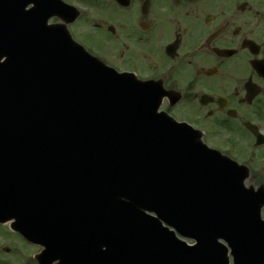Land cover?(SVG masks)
<instances>
[{"label":"water","instance_id":"1","mask_svg":"<svg viewBox=\"0 0 264 264\" xmlns=\"http://www.w3.org/2000/svg\"><path fill=\"white\" fill-rule=\"evenodd\" d=\"M66 6L0 0V223L46 248L38 264H68L69 233L98 240L77 246L94 264L133 263L144 246L129 241L177 233L225 239L236 264H264V185L160 111L173 95L163 82L91 55L68 30L76 18L49 24Z\"/></svg>","mask_w":264,"mask_h":264},{"label":"flooded vegetation","instance_id":"2","mask_svg":"<svg viewBox=\"0 0 264 264\" xmlns=\"http://www.w3.org/2000/svg\"><path fill=\"white\" fill-rule=\"evenodd\" d=\"M67 1L82 9L70 29L88 50L119 71L161 80L173 91L163 108L205 139L255 150L251 177L264 183V0ZM17 235L0 224V264H35V246L23 239L22 253ZM152 241L189 247L202 264L216 253L197 248L209 240Z\"/></svg>","mask_w":264,"mask_h":264},{"label":"rangeland","instance_id":"3","mask_svg":"<svg viewBox=\"0 0 264 264\" xmlns=\"http://www.w3.org/2000/svg\"><path fill=\"white\" fill-rule=\"evenodd\" d=\"M89 40L92 42L90 44H94L97 46V48H101V45L99 43H96L94 39L93 40L89 39ZM206 141L211 146H215V147H218L219 149H221L222 151H226L232 157L237 159L239 162H245L249 165H251V158L256 155V151L252 150V148H250V147H249V149H242L239 146L228 148V146H226L227 144H222L221 142H218V143H220L221 146L216 145V144H218L217 141L213 140L212 138H207ZM213 142H215L216 144H213ZM225 147H227V148H225ZM254 166H256V164H254ZM252 168L254 170H256V167H252ZM3 228H8V227L6 226ZM5 233H6V235H9L8 234L9 231L5 230ZM16 237H17V245H18L19 250L25 254L27 252V248H28L27 243L20 236L17 235ZM36 249H38V248H36ZM36 251L37 250H34V253H36ZM34 253H33V255H34ZM18 260H20V256H18Z\"/></svg>","mask_w":264,"mask_h":264}]
</instances>
